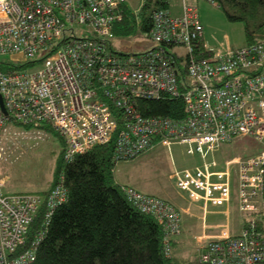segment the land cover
<instances>
[{
    "label": "built area",
    "instance_id": "obj_1",
    "mask_svg": "<svg viewBox=\"0 0 264 264\" xmlns=\"http://www.w3.org/2000/svg\"><path fill=\"white\" fill-rule=\"evenodd\" d=\"M124 1L0 0V95L7 110L0 105V133L14 122L50 125L64 139L67 160L112 140L117 159L157 146L172 155L174 144L183 145L204 163L176 169L171 178L177 188L206 212L209 205L226 207L227 219L236 195L243 222L238 234L226 221L218 236H197L200 261L262 264L264 235L257 226L264 213V148L230 161L238 165L235 179L230 169L214 170L218 161L207 158L239 136L264 143V27L262 38L249 44H203L202 51L199 9L184 3L178 15L154 11L153 25L143 33L148 48L123 50L114 29ZM167 95L182 100L183 115L138 111L140 99ZM4 186L0 177V264H28L44 233L24 247L32 222L44 207L47 223L68 192L59 182L47 193H6ZM121 188L132 205L163 225L170 254L171 240L182 230L177 204L130 184Z\"/></svg>",
    "mask_w": 264,
    "mask_h": 264
},
{
    "label": "trees",
    "instance_id": "obj_2",
    "mask_svg": "<svg viewBox=\"0 0 264 264\" xmlns=\"http://www.w3.org/2000/svg\"><path fill=\"white\" fill-rule=\"evenodd\" d=\"M215 4L229 20L243 23L246 44L262 38L264 0H215ZM169 8L170 0H146L136 13L123 3L122 19L114 29L116 38L148 32L153 25L154 11ZM203 44L202 41L196 45L203 51ZM200 48L198 51L202 52ZM136 106L148 116L183 115L182 100L168 95L140 99ZM11 125L26 131L47 132L48 138L57 142L51 187L39 193H47L58 182L68 192L67 201L53 209L47 223L43 217L44 207L32 222L24 247L35 241L41 230L44 233L35 258L28 264H202L199 257L177 256L172 240L171 253L165 252L163 225L153 215L132 205L121 188L122 182L116 180L115 166L134 158L117 159L113 140L95 144L67 160L64 139L50 125L19 122ZM257 228L264 235V213Z\"/></svg>",
    "mask_w": 264,
    "mask_h": 264
},
{
    "label": "rangeland",
    "instance_id": "obj_3",
    "mask_svg": "<svg viewBox=\"0 0 264 264\" xmlns=\"http://www.w3.org/2000/svg\"><path fill=\"white\" fill-rule=\"evenodd\" d=\"M145 1L125 0L124 3L137 13L145 4ZM182 1L170 0L171 4L176 2L177 5L181 6L183 4ZM189 2L194 3L191 0ZM196 5H198L204 25L206 40L210 45H207L209 49L223 48L227 45L242 46L246 44V33L242 22L229 20L220 7L207 0H198ZM115 44L118 48L129 51H139L150 46L145 34L142 33L124 38L117 37ZM6 59H10V56H7ZM11 62L17 63L15 59L11 60ZM182 146L174 144L172 146V155H170L167 148L158 147L133 160L120 161L115 166L116 180L122 182V184L127 183L135 186L142 191L164 195L163 197L165 198L168 197L166 195L168 192L169 196H178L177 200L182 205H194L197 207L187 193L177 188L175 180L170 177V174L172 175L176 169L194 168L196 165L202 164L200 154H196L195 156L197 157L194 158L195 156L187 154L186 150L182 152ZM0 148L2 150L0 177L5 182V186L2 187L3 192H39L51 187L55 159L58 154V144L50 137L48 138L47 132H40L39 130L26 131L10 125L0 133ZM263 148L264 143L253 136H239L231 143L223 144L220 150H215L207 160L215 159L218 161L217 166L213 167L214 170L230 169L233 176H237L238 165L235 163L230 164V161L258 153ZM175 163L177 164L176 166L174 165ZM180 209L185 211L182 207ZM224 217L226 216L223 215L222 218ZM182 219L185 224L187 223V228L195 227L196 232H200L201 220L196 219L197 223L195 224L186 213L183 214ZM208 221L210 222L211 220L209 219ZM226 221H229V219H226ZM184 222L182 221V223ZM211 231L217 232V230ZM186 237H188L187 240H185ZM189 238V236L181 235L180 242L185 247L182 248L179 244L175 252L179 257L198 259L200 253L197 249L191 248ZM194 241L196 245V238Z\"/></svg>",
    "mask_w": 264,
    "mask_h": 264
},
{
    "label": "crops",
    "instance_id": "obj_4",
    "mask_svg": "<svg viewBox=\"0 0 264 264\" xmlns=\"http://www.w3.org/2000/svg\"><path fill=\"white\" fill-rule=\"evenodd\" d=\"M191 1H193L194 3H190L189 0H183L182 1L183 2L182 6L181 5H177L176 2H174L173 4H171V2H170L169 11L172 14L178 15V14H181L183 12L184 3H188V4H192V5L198 6V5H196V2L198 0H191ZM203 43L205 44V46L207 48H209L207 46V45H209L208 44L209 42H207V40H206L205 32L203 34ZM234 47H238V46H234ZM158 147H161V146H157L155 149H157ZM163 148H165V147H163ZM182 150H183L182 152H185L184 146H182ZM172 151H173V148H172ZM209 156H211V154ZM196 157L197 156H195L194 158H196ZM203 163H204V159L202 158V164ZM202 164H199V165H196V166H201ZM174 165L176 166L177 164L175 163ZM186 168H191V167H186ZM170 177H171V174H170ZM235 178H237V177L234 176V179ZM124 184H127V183H124ZM137 189H139V188H137ZM139 190H141V189H139ZM142 192L147 193V194H153L152 192H150V193L149 192H146V191H142ZM154 195H157V194H154ZM166 195L168 196L167 197L168 199L174 201L177 204V206H178L179 209L182 207L183 210H185V211H182L180 209L181 210V213H182V218H183V214L186 213L187 215L190 216V218H192V220L195 222V224L197 223L196 219L201 220V222H202L200 232H196V228L195 227L194 228H191V227L190 228H187L186 227L187 226V223L185 224L184 220L182 219V221L184 223H182V230L181 231L183 232V230H185L186 233L185 232H183V233L181 232L180 235H177V236H174L173 237L174 238L173 242H175L174 249L176 250V247H177V245L179 246V244L182 246V248L185 247V245L180 242V237H181V235H186V236H189L190 237L189 238L190 239L189 240V244L191 245V248L192 249H194V248L197 249L199 251V253H200V251H201L200 250V247H197V245H195V241H194L195 238L197 236L202 235L203 233L207 234L208 236L211 235L212 237L218 236L220 234V232H221V229L219 228L220 225L221 224H224L225 221H226V219H227V215L224 212L226 207H224V206L217 207V206H214V205H209L208 206V210L206 212L201 207L202 203H197V207L194 206V205L193 206L192 205L191 206L190 205L189 206L188 205L184 206V205L181 204L180 201L177 200V197L178 196L177 197H175V196L174 197L173 196H169L168 192L166 193ZM159 196L163 197L164 195L163 196L162 195H159ZM229 212H230L229 213L230 214V217L228 218L229 219V222L228 223H229L230 231H231L232 234H238L240 232L241 228H242L243 222H242V219H241V214L238 211V202H237L236 195L233 196V199L231 201V204L229 205ZM221 215L222 216L224 215L226 217L222 218ZM209 219L211 220L210 222L208 221ZM219 219H220V221H218ZM205 221H206V223H205ZM209 230H210V232H209ZM211 230H217V232H212ZM187 238L188 237H186L185 240H187ZM190 241H191V243H190Z\"/></svg>",
    "mask_w": 264,
    "mask_h": 264
},
{
    "label": "water",
    "instance_id": "obj_5",
    "mask_svg": "<svg viewBox=\"0 0 264 264\" xmlns=\"http://www.w3.org/2000/svg\"><path fill=\"white\" fill-rule=\"evenodd\" d=\"M0 105H1V107H2V109H3V111H4V113L7 114V110H6L5 106H4V103H3V101H2L1 95H0Z\"/></svg>",
    "mask_w": 264,
    "mask_h": 264
}]
</instances>
